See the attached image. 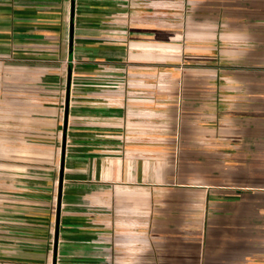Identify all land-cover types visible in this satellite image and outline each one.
Instances as JSON below:
<instances>
[{"label": "crops", "instance_id": "crops-1", "mask_svg": "<svg viewBox=\"0 0 264 264\" xmlns=\"http://www.w3.org/2000/svg\"><path fill=\"white\" fill-rule=\"evenodd\" d=\"M72 7L0 0V264H264V0Z\"/></svg>", "mask_w": 264, "mask_h": 264}, {"label": "water", "instance_id": "water-1", "mask_svg": "<svg viewBox=\"0 0 264 264\" xmlns=\"http://www.w3.org/2000/svg\"><path fill=\"white\" fill-rule=\"evenodd\" d=\"M72 4H73V7H72V25H73V22H74V5H75V0H72ZM73 27V26H72ZM72 33V38H71V41H70V49H71V52H70V61L73 60V29L71 31ZM70 83H71V77H69V87H70ZM69 93V92H68ZM68 116H69V94H67V99H66V122H65V130H64V136H66V130H67V122H68ZM64 161H65V152H64V149H63V152H62V164H61V177H60V183H61V187H62V183H63V173H64ZM61 193H60V197H59V200H58V214H57V224H56V239L58 238V234H59V218H60V210H61ZM55 259H56V253H55Z\"/></svg>", "mask_w": 264, "mask_h": 264}, {"label": "rangeland", "instance_id": "rangeland-1", "mask_svg": "<svg viewBox=\"0 0 264 264\" xmlns=\"http://www.w3.org/2000/svg\"><path fill=\"white\" fill-rule=\"evenodd\" d=\"M30 155H32V153H30ZM52 160V159H51ZM49 160L48 158H29L28 160L26 159H15V160H8V162H13V164H20V163H23V164H28L29 166H39V167H42V166H45L47 167L49 165V162L51 161Z\"/></svg>", "mask_w": 264, "mask_h": 264}]
</instances>
